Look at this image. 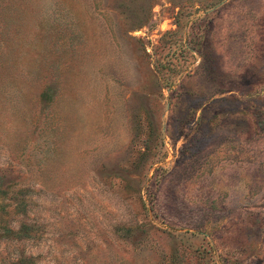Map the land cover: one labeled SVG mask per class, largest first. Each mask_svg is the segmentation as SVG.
Returning a JSON list of instances; mask_svg holds the SVG:
<instances>
[{
    "label": "rangeland",
    "instance_id": "374dc122",
    "mask_svg": "<svg viewBox=\"0 0 264 264\" xmlns=\"http://www.w3.org/2000/svg\"><path fill=\"white\" fill-rule=\"evenodd\" d=\"M0 264H264V0H0Z\"/></svg>",
    "mask_w": 264,
    "mask_h": 264
}]
</instances>
